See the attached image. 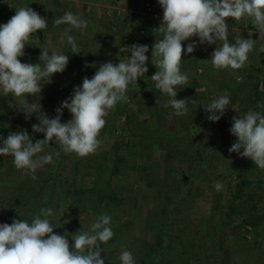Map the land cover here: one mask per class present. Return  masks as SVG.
<instances>
[{
	"label": "rangeland",
	"instance_id": "1",
	"mask_svg": "<svg viewBox=\"0 0 264 264\" xmlns=\"http://www.w3.org/2000/svg\"><path fill=\"white\" fill-rule=\"evenodd\" d=\"M148 1L156 3L154 13L150 15L145 10V3ZM49 2L57 12L58 18L65 12L71 11L88 21V27L83 30V35L80 30L76 29L83 49L82 67L93 63L97 67H85V70L89 71L88 78L95 74L94 70L98 69L100 63L108 61L119 63V60H126L130 56L127 46L140 44L149 47V51L146 53L148 72L143 77L148 83H155L151 80V76L157 71V68L151 63V50L156 39L162 38L156 29L163 18V9L158 0H49ZM47 4L44 0H16L15 7L9 9V15L5 16L4 22L6 23L14 16L16 9L20 6H29L40 15H47ZM2 19L3 16L0 13V23ZM226 22L229 25L228 39L230 43H233L234 38L238 35L245 39L249 38L250 31L252 32L251 38L257 40L254 49L249 53L246 65L238 70L215 69L211 64V53L215 50L216 45H201L198 37H192L188 41L182 42L183 47L186 49L187 44L192 41H195L198 47L193 53L183 55L181 71L188 75V83H191L192 92L206 94L202 102L206 105L223 95L225 91L230 94L231 103L225 115L214 124L210 123L208 128H204V132L215 137V134L210 130L213 127L217 135H221V133L229 135L230 141L235 143L236 137L229 131L232 117L243 116L257 106L250 107L251 98L254 97L250 98L249 96V94L252 96L256 94L257 85L262 93L258 96L259 98H256L258 105L264 104V52L260 51V48L264 46V40H259V33L251 25L250 18L245 17L238 22L233 18H226ZM73 29L75 30V28ZM36 36L46 40L49 33L43 30L39 34L37 31L32 39ZM54 49L51 48L52 51ZM19 59L22 63H35L27 60L25 55ZM59 76V74L54 75L56 78ZM71 81H66L65 87ZM183 87L184 85L177 87L178 93H181ZM127 93L128 108L136 110L139 105H143L147 111L157 113L155 118H151L153 126L166 125L170 133H176L175 136L179 141L185 140L186 131L183 126L186 119L183 116H176L170 106L167 108L163 106L169 99L167 95L160 96L156 92L135 94L128 90ZM61 98L62 96L59 95L58 101L61 102ZM157 99L159 103L156 104ZM176 99H191V96L188 93L182 96L178 94ZM16 105V101L10 98V94L5 97L0 93V128L7 129L9 133L27 130L30 137H33L35 133L31 129L32 119L26 124H22V112ZM169 108L170 110H168ZM256 109L264 111V109ZM163 110H168L171 115L163 119L161 113ZM149 116V112L140 114L143 120L149 119ZM105 120L106 124L98 137L102 141L98 149L101 152L108 151L117 138L129 137V146L121 152L128 157L129 169L124 175H113L111 165L109 164V167L108 163L100 157L102 153H99L100 156H95L97 151L86 156L93 160L92 167L84 164L86 159L83 157L68 158L59 170V176L53 182V187L48 188V202L55 210V218L52 221L53 226L56 227L54 232L60 235L68 233L67 238L71 244V235L78 231H89L91 225L102 215L101 205L112 203L114 207L107 211L110 212L108 215L112 218L110 227L114 236L107 243L101 245L104 249L101 258L104 257L105 264H120L119 256L121 251L126 248L133 254L135 262L139 259L145 260L147 251L143 248L136 249L134 246L137 241L150 240L147 216L153 215L155 221L162 216L159 213L161 209L157 204L164 198L155 194V190L158 188L152 183L154 180L165 177V153L155 151L149 161H143L139 157V149L136 145L139 131L124 130V132L123 120L113 114H108ZM3 135L1 132L0 138ZM201 138L195 143V150L199 147L204 149L207 141ZM230 147L231 145L228 144L226 150L213 155L204 167L197 171L198 177L195 179L196 190L194 193L198 196V200L196 206L192 208L191 215L196 223L202 217L208 218L206 225L217 229L215 241H211L204 232L200 233L199 240L208 243L207 248L201 250L208 249V253L203 254L202 257L206 261L214 260V264L250 262L264 264V221L256 228H248L251 231V234H248V239L251 241L249 243L241 242L244 234V228H242L244 216L235 215L233 221L227 219L222 221V211L225 210L227 204L230 202H234L236 206L241 204L235 198L239 194L238 185L242 184V198L245 200L251 198L255 211L264 215V170L259 169L250 159L241 157L237 153H230L228 151ZM186 173H189L187 169L184 174ZM35 176L36 179H33L31 173L25 174L23 170H18L13 164L11 155L1 156L0 224H11L13 219H24L31 222L28 204L34 200L29 197L33 195V190L40 187L45 181H50L52 177L50 165L46 164L38 168ZM218 182L222 185L219 190L215 187ZM60 184H64L66 193L60 191ZM64 221L68 222L64 223ZM175 251L172 250L171 255L161 260L160 263L178 264Z\"/></svg>",
	"mask_w": 264,
	"mask_h": 264
},
{
	"label": "clouds",
	"instance_id": "2",
	"mask_svg": "<svg viewBox=\"0 0 264 264\" xmlns=\"http://www.w3.org/2000/svg\"><path fill=\"white\" fill-rule=\"evenodd\" d=\"M163 9V18L156 29L161 37L152 45L151 63L157 71L151 76L155 89L169 97L163 105L171 107L176 116L188 113V105L195 102L190 99H176L178 86L186 85L189 77L181 71L183 55L191 54L198 47L195 41L182 42L192 37L199 38V44L216 45L211 53V64L215 69L238 70L246 65L249 53L257 40L245 39L238 35L229 42V25L226 18L240 21L250 18L251 25L264 40V0H158ZM55 26L68 25L61 42L66 39L73 54H79L74 36L69 33L73 28L84 34L88 21L71 11L53 19ZM48 27V21L29 6H20L6 23L0 24V93L11 94L17 99L19 111L25 119L36 114L39 123L32 125L34 133H42L44 139L33 142L27 130L11 132L2 140L0 156L11 155L13 164L25 174H32L46 164L54 163L60 152H45L50 142L59 145L65 154L75 153L78 157L93 154L101 146L98 139L106 124L105 117L114 110L117 103L127 101L129 85H138L137 81L148 72L149 51L147 45L127 46L130 56L119 63L111 61L99 65L95 74L84 77L82 84L76 86L72 95L55 109L54 118L41 110L38 103H30L28 97L40 99L45 84L52 83V76L63 73L69 64V56L63 52L41 50L40 63H22L19 57L25 55V47L38 30ZM264 52V46L260 48ZM43 61V63H41ZM96 67L86 64L85 67ZM159 103L157 99L156 104ZM231 103L230 94L223 95L203 105L209 113L206 119L217 122L225 115ZM264 109V104L257 105ZM71 113V119L61 122L63 110ZM230 133L236 142L228 149L241 157L250 159L259 169L264 170V111L249 110L243 116L232 117ZM44 153L43 155H40ZM219 190L222 185H215ZM52 208H41L29 223L24 219H13L11 224H0V264H105L101 258L102 244L113 238L111 216L105 214L97 218L89 231L60 235L54 232L49 217ZM68 221H64L67 223ZM121 264H135L133 254L124 248L119 256Z\"/></svg>",
	"mask_w": 264,
	"mask_h": 264
},
{
	"label": "trees",
	"instance_id": "3",
	"mask_svg": "<svg viewBox=\"0 0 264 264\" xmlns=\"http://www.w3.org/2000/svg\"><path fill=\"white\" fill-rule=\"evenodd\" d=\"M44 1L48 3V16L44 14H41V16L45 17L48 21V27L44 30L49 33V37H47L46 40L39 38V36H36L34 39L31 38L29 44L26 45L24 50L25 58L35 62L33 64L40 63L39 56L41 50L47 49L49 54H51V48H55L54 51L63 52L69 56V64L63 73H56L60 75L58 78L54 77L56 74L52 76L51 84H45L43 86L42 92L40 93V99L35 96H29L28 100L29 102H35L37 104L39 103L41 110L45 112L48 117L54 118V116H56L55 109L59 107L64 100L68 99L72 95V91L76 86L82 84L83 78L88 77L89 71L85 70V67L83 68L81 65V55L83 49L81 43L79 42L80 39L76 34V29H72L69 34L75 37L77 51L79 54H73L71 52V46L67 44L66 39L64 42H61V39L59 40L61 35L64 34L65 28L69 26H55L52 21L53 19L58 18V14L53 9V6L50 4L49 0ZM9 9L10 8L0 9V13L3 16L0 24L5 23V16L9 15ZM42 31L43 30H38V33L40 34ZM94 71L96 72L97 69ZM90 72L92 73L91 70ZM68 80L72 81L68 83L67 87H65L64 83ZM137 83L138 85H129L128 91H132L135 94L156 92L159 93L160 96L162 95V93L155 89V83H148L143 76L138 79ZM187 84L188 86L184 85L183 89H181V93L178 94L182 96L188 93L191 96L190 100H194L195 102L189 103L188 113L183 116L184 119H186L184 122L185 125L183 126L186 131L185 140L183 142L176 138V133H170L166 125L161 127H156L155 125L153 126L151 124V118H155L157 113H154L153 111H147L145 109L146 107L143 105H139L136 110H133L128 108L129 100L126 102L120 101L117 103L115 109L110 110L109 112V115L113 114L123 120V131H139V135L137 134L136 144L138 147H136L139 149V157H141L143 161H149L155 151H162L165 153V177L159 180H154L152 183L156 188H158L155 190V194L164 198L157 204V206L161 209V212L159 213H161L162 216L158 217L156 221L153 215L147 216V230L150 231L149 234H151V241L149 239L148 241L144 242L137 241V244L134 247L136 249H145L147 254L145 256V260L139 259L140 261L137 260L135 264H161L160 261L164 258H168V256L171 255L172 250H176L175 252H177L175 257L176 263L178 264H214V260L206 261L203 259L202 256L203 254L208 253V249L204 251L201 250L206 249L208 243L202 242L198 237L200 236V233L204 232V234L209 237L211 241H215L217 239V229L209 226L208 224L206 225L208 218L202 217L199 222L196 223L191 215L193 210L192 208L193 206H196L198 200V196H196L194 193L196 190L195 179L198 177L197 171L201 170L200 168L204 167L205 163H207L213 155L226 150L227 145H232L233 142L230 141L231 138L228 137L229 135H222V133L221 135H217L213 127L210 130L215 134V137L204 132V128H208L210 123L214 124V122L206 119L208 113H206L203 108V105H206L205 103H202L206 94L204 92H192L193 89L191 87V83ZM237 89L240 90V88ZM261 94L262 93L259 90V85H257L256 94L253 96L252 94H249L250 98L254 97L251 98L250 107L258 105L256 98H259L258 96ZM59 95L62 96L61 102L57 99ZM10 98L16 101L17 104V99L11 94ZM170 108L168 110H170ZM256 108L257 106L251 110L257 111ZM168 110H163L161 112L163 119L167 118L168 115H171V112ZM63 112L64 114L61 117V122L66 123L72 117L70 116V112L67 109H64ZM148 112L150 114V118L144 120L141 119L140 114H146ZM22 117V124H26L30 119H32L33 124L39 123V121L36 119L35 113L32 114V118L26 120L22 112ZM1 132L4 135L2 138H0V144H2V140L9 134L8 130L5 128H0V133ZM122 136H124V133H122ZM200 137L206 140L207 143L205 144L204 149L199 147L195 150L194 145ZM32 139L35 142L37 139H44V135L42 133H35ZM129 143V137H125L124 139L117 138L110 150L101 152L100 149H97L95 156H100L99 153H102L100 157H102L105 162L108 163L109 167L111 165L113 170L111 171L112 174L124 175L129 169L128 157L125 154H121V152L125 147L129 146ZM57 151L61 153L60 156L58 158L54 156V163L49 164L52 172L50 181H45L40 187L33 190V198H31L32 196L29 197L31 200H34L28 204V209L31 212L30 221H32L36 215L40 214L41 208H52L53 215L49 217L50 222L52 223L55 218V210L48 202V188L53 187V182L55 181L56 177L59 176V170L64 166L65 161L68 158L77 156L75 153L65 154L61 147L55 144L54 141L50 142V147L45 148V152L55 153ZM43 154L44 153H41L40 155ZM83 158L86 159L84 164H87L90 167L93 166L92 159L86 157ZM111 160L112 163H110ZM186 169L189 173L184 174ZM63 185L64 184H60V191L66 193L67 191ZM241 186H243V184L238 185L239 194L235 198V200H239L241 204L236 206L234 205V202H230L229 204L226 203L227 205L225 210L222 211V214L224 215H222V221L226 219L228 221H233L235 215L244 216L242 224V228H244V234L242 235L241 242L249 243L251 241L248 239V234H251V231L248 228H256L260 226L264 221V215H261L255 211V206L251 203V198H247V200L242 198L243 189ZM102 200L100 201L103 202ZM119 200L121 201V199ZM113 207L114 205L112 203H104V205H101L102 215L110 214L107 209H112ZM103 258L104 257H102V259ZM109 258H107V260H109ZM245 264L256 263L250 262Z\"/></svg>",
	"mask_w": 264,
	"mask_h": 264
},
{
	"label": "built area",
	"instance_id": "4",
	"mask_svg": "<svg viewBox=\"0 0 264 264\" xmlns=\"http://www.w3.org/2000/svg\"><path fill=\"white\" fill-rule=\"evenodd\" d=\"M16 4V0H0V9L1 8H13ZM156 9V3L153 1H148L145 3V10L147 14H153Z\"/></svg>",
	"mask_w": 264,
	"mask_h": 264
}]
</instances>
